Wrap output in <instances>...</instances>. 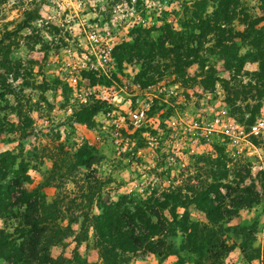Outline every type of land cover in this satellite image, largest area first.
<instances>
[{
	"label": "rangeland",
	"instance_id": "374dc122",
	"mask_svg": "<svg viewBox=\"0 0 264 264\" xmlns=\"http://www.w3.org/2000/svg\"><path fill=\"white\" fill-rule=\"evenodd\" d=\"M221 1L0 0V160L11 157L6 182L16 178L45 204L71 203L57 223L68 231L49 249L54 261L104 264L91 217L96 206L126 197L179 206L172 217L161 212L169 233L163 255H113L108 264H262L264 138L248 135V125L264 97L229 94L264 92L250 75L255 64L234 75L208 53L213 42L202 47V68L193 63L178 76L163 68L167 61L145 66L124 56L118 65L111 56L136 38L156 39L164 25L191 27ZM229 1L237 12L233 31L264 29V0ZM90 33L111 46L103 71L91 69ZM247 42L235 40L238 55L254 52ZM71 74L79 80L75 89ZM95 86L115 91L113 105L74 94ZM93 104L98 112L78 123L75 115ZM139 106L146 117L132 128L126 113ZM13 222L5 226L9 233Z\"/></svg>",
	"mask_w": 264,
	"mask_h": 264
},
{
	"label": "trees",
	"instance_id": "16d2710c",
	"mask_svg": "<svg viewBox=\"0 0 264 264\" xmlns=\"http://www.w3.org/2000/svg\"><path fill=\"white\" fill-rule=\"evenodd\" d=\"M223 1L225 3L221 1L210 16L193 18L196 21L195 25L183 26L179 31L164 25L157 30L156 39L148 42L145 39L142 42L140 38H136L131 43L117 47L116 52L111 55L112 58L116 59L118 65L124 56L137 57L143 65L167 61L169 64H164L163 68H173L174 74L178 76V73L190 64L197 63L199 68H202L205 62L199 56L202 47L207 42H213L210 50L205 48L203 51L208 50V53L215 54L223 61L225 69L234 75L242 71L244 64H255V71L250 73L251 78L258 87L264 88V29L233 31L231 23L237 16L236 5L229 0ZM236 39L248 40L247 45L254 52L238 55L234 43ZM147 69L157 71L151 66ZM153 74L156 73L153 72ZM211 76L212 74H209L207 79L213 81ZM138 84L144 86V83ZM229 94L233 99L238 97L245 99L250 95L256 99L264 97V92L251 87L246 91L239 89ZM98 103L101 106L104 104ZM257 108L256 105L250 112V116L253 117ZM82 110L83 112L75 115L78 123L88 122L98 112L94 104ZM10 159L11 157L3 156L0 160V222L4 224V227L0 228V262L3 264H59L50 257L49 249L68 231L64 229V234L61 233L57 223L61 221V214L69 208L71 203L66 202L65 206L45 204L43 194L36 190L26 191L22 186L23 183H19L16 178L6 182V164ZM77 159L79 160V157ZM246 202L250 203L249 199ZM131 203L126 197H120L115 202L96 206L98 214L91 217L90 228L96 245L100 248L104 264H108V259L112 260L113 255L120 257L139 252L156 256L164 254L165 238L169 233L166 229L168 222L161 212L166 211L172 217L179 205L168 206L163 202L150 199ZM236 206L246 208L248 204L242 205L239 201ZM11 220L14 221V228L9 233L5 226L10 225L7 222ZM73 242L78 244L79 240L75 238ZM110 264H117V262Z\"/></svg>",
	"mask_w": 264,
	"mask_h": 264
},
{
	"label": "built area",
	"instance_id": "2783aa9c",
	"mask_svg": "<svg viewBox=\"0 0 264 264\" xmlns=\"http://www.w3.org/2000/svg\"><path fill=\"white\" fill-rule=\"evenodd\" d=\"M88 39L89 42H86V45L91 50L96 49V53L91 54L95 57L96 66L91 69L98 71V67L99 70L103 71L105 64L109 62L111 46L108 45V42H96V35L94 33H90ZM87 46L86 48H88ZM78 81L79 80L75 74H71L68 77L69 86L74 89L77 86ZM77 91L78 92L74 94L78 96V98H81V101L83 102L92 97L94 100L104 103L107 106H111L113 105L116 98L115 91H112L111 89H99L97 86L88 88L87 90L78 89ZM146 111L147 109L145 107L142 108V106L128 111L126 113L128 124L132 128L138 127L144 121L146 117ZM248 135L256 138H264V107L260 109L259 117L248 126Z\"/></svg>",
	"mask_w": 264,
	"mask_h": 264
}]
</instances>
